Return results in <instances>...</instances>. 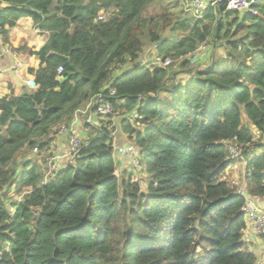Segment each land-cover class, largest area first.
I'll use <instances>...</instances> for the list:
<instances>
[{
	"label": "trees",
	"instance_id": "trees-1",
	"mask_svg": "<svg viewBox=\"0 0 264 264\" xmlns=\"http://www.w3.org/2000/svg\"><path fill=\"white\" fill-rule=\"evenodd\" d=\"M154 1L0 0L3 42L24 17L47 33L30 52L39 60L28 70L36 88L0 97V264H257L244 249L245 197L223 173L235 142L247 194L264 198V141L242 122L244 114L264 133V0L257 15L219 4L195 19L168 7L145 15ZM167 28L181 35L163 39ZM205 41H224L223 54L204 69L183 59L187 78L172 89L165 67L140 65L145 43L177 59ZM98 95L122 114L117 131L139 149L144 187L131 175L120 180L112 116H99L98 133L46 182L30 164L52 128ZM25 149L15 203L7 194L17 172L6 165Z\"/></svg>",
	"mask_w": 264,
	"mask_h": 264
},
{
	"label": "built area",
	"instance_id": "built-area-1",
	"mask_svg": "<svg viewBox=\"0 0 264 264\" xmlns=\"http://www.w3.org/2000/svg\"><path fill=\"white\" fill-rule=\"evenodd\" d=\"M183 4L184 11L192 17L195 18H201L203 14L205 13V10L209 7L214 8L218 6L219 4H224L226 10H234L242 14L249 13L251 15H257V8L255 5H257L259 0H180ZM103 14H99L98 19H103ZM37 29V28H36ZM37 31H39L37 29ZM206 41L203 42L200 47L204 48L206 45ZM156 49V45L154 47ZM12 48L5 44L3 48L1 49L0 54L5 53H13L14 56H16V53L13 52ZM152 59L149 61L146 57L141 58L140 65L143 66H158L161 64L162 66H166L170 63L169 57H164L162 54H159L158 52H155L152 57ZM22 63L17 60L15 62V67L19 68L21 67ZM62 70V67L59 66L57 68V72L60 73ZM25 87L28 89H35L36 84L33 81V79H27L25 80ZM110 95H114L115 91L112 89L109 93ZM101 95H98L97 97L89 100L83 109L77 110H83L84 112H92L98 116L105 117V116H114L117 114V112L114 110L113 106L108 103L104 102ZM77 112L75 113V116L73 120L66 126L61 125L59 127L58 133H64L66 135L67 139V154L69 156V162H73V158L79 153L81 150L84 142L81 139V136L78 135L77 130V123H78V117L76 116ZM228 147V157L227 160L233 159L235 161H242V157L240 155L239 148L235 142H229L227 144ZM34 153L41 154L36 148L33 149ZM113 156L114 158L116 156H120L126 160L127 166L131 168L132 171H138L140 169V152L139 149L135 147V145L131 142L125 143V144H116L113 143ZM59 155L56 153L52 154L51 156L46 158V169L45 172H43V180L46 182L51 176H53L56 172L59 171V165L57 163ZM231 157V158H229ZM127 167V168H128ZM236 194L244 196L245 197V204L242 208L244 218L246 220V228L251 229L256 235L260 236L264 234V208L261 206V204L258 202L256 198H251L247 194L245 188L240 187L236 188L234 191Z\"/></svg>",
	"mask_w": 264,
	"mask_h": 264
},
{
	"label": "crops",
	"instance_id": "crops-1",
	"mask_svg": "<svg viewBox=\"0 0 264 264\" xmlns=\"http://www.w3.org/2000/svg\"><path fill=\"white\" fill-rule=\"evenodd\" d=\"M174 1L176 2V0ZM178 1H179L178 3L180 4L181 12L183 13L184 11L183 4L180 0ZM185 16L189 17L188 14ZM229 27L234 28L233 25ZM226 28H227V24H226ZM46 40H47V33L43 31L42 32L37 31L32 21L27 17L21 18L17 22V24L9 30L7 43L3 42L0 38V53H1V49L5 44H8L12 48V50H14L13 52L16 53V56H14L12 52L0 54V97L4 95H9L11 92H14L15 94H21L26 89H28L27 87H25V80L33 79V77L28 72V70L29 68H33V69L37 68L39 65L38 58L34 54H31L30 52L39 49L46 42ZM206 43L207 44L204 46L203 50L210 49V53H211L214 47L218 48L219 50L220 49L222 50L221 44H223L224 41H218V42L215 41V44H210L208 41H206ZM151 49L153 50V48ZM200 49L201 47H198L194 52ZM218 49L214 50V52L217 53ZM154 52H157V49H155ZM151 57L152 56H150V59H148L149 61L152 59ZM141 58L139 60H141ZM17 60H19L22 63L21 67L19 68L15 67V62ZM84 104L86 105V102ZM83 110H80L78 112L76 111L77 112L76 116L78 115L77 117H79L77 120L78 121L77 130H78V135H80L81 133L82 135L85 136V138H88L89 136L87 135V131L85 129L87 128L88 130H91L90 131L91 136L94 135L92 131H95V129H97L99 126V121H98L99 116L92 112L90 113L84 112ZM82 119H84L83 124L85 129L79 130V126L81 125ZM113 123L115 124L114 121ZM56 128H57L56 126L52 128L51 133L49 134V137L51 136L52 140L49 142L48 147L45 150L41 151L40 155L34 152H31L29 154V157L34 159L33 162L31 163H34V161L35 162L37 161V163H41V159H42L44 163L41 171L42 174L43 172H45L46 169V158L51 156L52 154L57 153L59 155L57 161L59 167L65 166V164L68 163L70 159L67 154L68 148H67L66 135L64 133H58L59 129L56 130ZM117 130L113 131V141L116 144H125L129 142V140L126 137L127 135L124 132L120 134L118 133ZM117 164L123 165L124 169L126 168L127 165L126 160L124 158L123 160H119V163ZM256 199L264 208V198H256ZM244 245L248 248L249 251H251L253 248L255 251H257L255 249L256 247L259 248L261 247V249L263 250L264 240L262 237L256 235L251 229L246 228L244 230ZM257 262H259L258 259Z\"/></svg>",
	"mask_w": 264,
	"mask_h": 264
},
{
	"label": "rangeland",
	"instance_id": "rangeland-1",
	"mask_svg": "<svg viewBox=\"0 0 264 264\" xmlns=\"http://www.w3.org/2000/svg\"><path fill=\"white\" fill-rule=\"evenodd\" d=\"M177 2H175L174 0H156L153 3L149 4L146 9L144 14L145 15H150V16H157L161 10L162 7H168L171 11L175 12L177 15H179L182 18H185L187 15L184 11L183 14L181 12L180 9V4L178 3L179 1L176 0ZM104 14V13H102ZM104 16V15H103ZM189 17H192L189 14ZM195 19V17H192ZM234 28L230 29V32H233ZM160 36L165 39L168 36H171L170 38H174L177 39V37H179L181 35L180 32L171 34L170 31H168L167 29H160ZM242 32H238L236 35V38L241 36ZM144 39V38H143ZM218 42V41H217ZM211 44H215V42H212ZM145 46L143 47V50L141 52V57H146L147 59H150V56H152L155 52V45L154 44H144ZM153 48V50L151 49ZM218 48H215L211 51L210 53V49L208 50H203V48H201L200 50H197L194 53H191V55L188 56H184V57H178L177 59H171L170 58V63L166 66H163L166 68L167 71V79L165 81V87L167 88H174L175 84L177 83V81H185L187 78V71H185L186 67L188 68H193V69H204L206 67H208L210 65V62L212 60L211 56L212 54H214V50H217ZM216 54L222 55L223 54V49L217 51ZM183 59H187L188 60V64L186 67H182L181 66V62ZM158 66H162L161 64H159ZM176 77V78H175ZM181 78V79H180ZM170 96V93L167 91H162L159 93L158 98L161 104H165V102L167 101V98ZM117 112V111H116ZM120 114V112H117ZM116 114L113 116V119L110 122H116V125L113 126L114 130H119L118 127V122L117 120L122 116ZM78 116V115H77ZM79 118V117H78ZM133 119V118H132ZM131 119V120H132ZM84 119L81 120V125L79 126V130L81 129H85L84 127ZM242 122L249 127L254 134V137L260 138L262 141H264V133H261L260 131L256 130L255 128H253L250 124L248 119L245 117V115H242ZM102 124L105 122H101ZM87 131V135L91 136L90 131L87 128L85 129ZM113 130V131H114ZM94 134L98 133V130L95 129V131H92ZM81 139L84 141L85 140V136L82 135L80 133ZM29 150L25 149L21 152V154H19V156L13 160H11L7 165H6V169H8L10 172H17L16 177L13 179V184L10 187V191L7 194V197L9 199H11L12 201H15V203L21 199L25 188H19V184H20V176H21V172L22 169L24 168V162H26V158H27V153ZM231 158V157H229ZM119 160H123L122 157L120 156H116L115 157V161L116 163H119ZM228 165L225 167V171L223 173V178L224 180L227 181L228 185L231 187V189L235 190L236 188H240L243 187L244 188V168H243V162L242 161H235L233 159H229L228 160ZM37 163V161H36ZM32 164V163H30ZM38 165V170L39 172L42 171V166H43V161L41 159V163H37ZM123 165L117 164L116 168H117V173L120 176V180H126V178H128V176L131 175V177H134L136 181H138V183L140 184L141 187H144L147 180L149 179V177L147 176V174L142 170L141 166L140 169L136 172L132 171L131 168H129L126 165V168H123ZM128 167V168H127ZM124 170V171H123ZM39 182V181H37ZM8 207L12 210V206L10 204H7ZM14 209V208H13ZM254 247V246H253ZM247 249V247L244 245V249ZM263 248V247H262ZM257 251L254 250V248L251 251H255V253L257 254L256 257L259 260V262H257V264H264L262 262H264V249L262 250L261 247H256L255 248ZM260 250V251H259Z\"/></svg>",
	"mask_w": 264,
	"mask_h": 264
}]
</instances>
